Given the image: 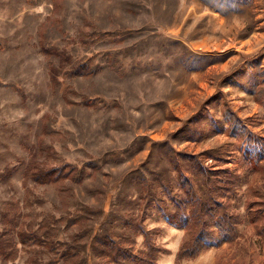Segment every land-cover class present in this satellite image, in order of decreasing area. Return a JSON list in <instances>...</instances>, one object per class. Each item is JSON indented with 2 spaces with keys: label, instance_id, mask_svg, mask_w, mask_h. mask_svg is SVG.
Returning <instances> with one entry per match:
<instances>
[{
  "label": "rangeland",
  "instance_id": "374dc122",
  "mask_svg": "<svg viewBox=\"0 0 264 264\" xmlns=\"http://www.w3.org/2000/svg\"><path fill=\"white\" fill-rule=\"evenodd\" d=\"M187 154L233 179L239 220L177 261L185 231L146 197L178 190ZM63 165L79 179L35 180ZM152 248L157 264H264V0H0V264Z\"/></svg>",
  "mask_w": 264,
  "mask_h": 264
},
{
  "label": "trees",
  "instance_id": "16d2710c",
  "mask_svg": "<svg viewBox=\"0 0 264 264\" xmlns=\"http://www.w3.org/2000/svg\"><path fill=\"white\" fill-rule=\"evenodd\" d=\"M173 166L178 174V190L172 193L164 186L162 195L155 192L146 198L156 203L171 226L182 228L185 231L176 256L177 261L183 258H194L205 251L208 242L215 237V230L231 242L235 236V224L239 220L238 216L228 212L227 203L233 191L231 187L233 179L229 176L227 178L217 176V171L208 168L201 159L193 155L187 154L183 161L174 160ZM79 174L81 172L78 168L72 166L67 170L63 165L38 172L35 180L51 182L68 177L79 179ZM167 200L174 206L172 213L165 212ZM253 220L252 218V222ZM20 240L24 244H41L50 250L53 247L39 236L21 235ZM158 251L159 249L152 248L148 259L134 258L135 264H157L155 260ZM66 261H70L67 256Z\"/></svg>",
  "mask_w": 264,
  "mask_h": 264
}]
</instances>
